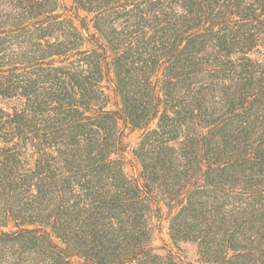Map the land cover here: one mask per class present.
Masks as SVG:
<instances>
[{"label":"trees","instance_id":"trees-1","mask_svg":"<svg viewBox=\"0 0 264 264\" xmlns=\"http://www.w3.org/2000/svg\"><path fill=\"white\" fill-rule=\"evenodd\" d=\"M0 102V264H264V0H0Z\"/></svg>","mask_w":264,"mask_h":264},{"label":"rangeland","instance_id":"rangeland-1","mask_svg":"<svg viewBox=\"0 0 264 264\" xmlns=\"http://www.w3.org/2000/svg\"><path fill=\"white\" fill-rule=\"evenodd\" d=\"M73 0H65L68 5L72 4ZM84 16L85 13H82ZM0 104H4L0 102ZM7 107V105H6ZM114 108V106H112ZM139 132L134 133L129 140L135 141L139 136ZM164 219L161 222L162 227L156 231L154 246L158 249L160 253H167L169 250H172L176 255H179L185 262H190L192 264H202L197 257L196 248L191 243H180L176 245L170 236L169 230V219L168 217V209H164ZM176 212V211H175ZM174 212V213H175ZM157 222V221H156ZM160 222H157L159 224Z\"/></svg>","mask_w":264,"mask_h":264}]
</instances>
